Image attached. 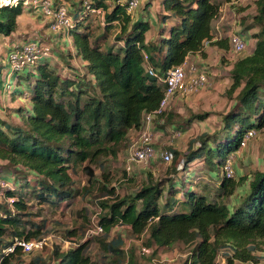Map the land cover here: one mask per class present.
Returning <instances> with one entry per match:
<instances>
[{"label": "trees", "instance_id": "trees-1", "mask_svg": "<svg viewBox=\"0 0 264 264\" xmlns=\"http://www.w3.org/2000/svg\"><path fill=\"white\" fill-rule=\"evenodd\" d=\"M5 1L0 0V34L9 36L17 30L27 0ZM128 1L53 0L55 6L66 3L71 7L70 10L68 5L74 26L68 35L76 54L85 62V73L67 68L71 76H63L49 57L11 73L16 85L26 81L21 95L25 94L30 108H19L23 125L0 117V160L7 162L5 170L13 175L14 186L5 171L0 170V181L9 184L6 196L14 199L11 205L16 209H8L0 202V264H10L14 256L23 252L20 245L12 252H4L17 238L42 239L43 227L26 219L30 214L27 195L51 205L76 198L80 191L73 187L69 170L102 154H116L131 131L142 130L145 117L154 114L165 96L167 84L159 77L165 78L172 67L190 55L206 56L207 46L231 49L230 36H215L214 22L221 16L224 4L233 0H162L161 33L157 40L149 42L146 34L151 22L129 13ZM85 2L103 11V25L96 23L101 14L92 13ZM255 6L254 14L243 15L246 8L233 3L242 32L255 39L253 52L237 57L231 69L232 83L226 95L234 103L222 115L221 128L193 140L184 154L185 168L204 158L213 170L216 191L207 195L198 189L197 175L185 190L174 179L165 183L150 174L135 193L124 197L104 185L102 190L114 197L100 201L103 213L97 217V224L104 231L92 237L99 243L104 259H110L107 264H138L125 250L123 236L110 238L117 225L137 237L146 234L145 245L154 253L178 243L190 245L189 259L184 264L264 262V256L259 254L264 252V169L255 171L251 178L228 176L224 171L227 158L241 147L245 135L264 130V0H255ZM207 118L208 113L192 115L185 128L195 119ZM196 143L198 147L193 148ZM167 149L174 153L171 170L177 175L176 161L183 153L174 147ZM86 170L91 175L89 180H94L91 168ZM33 173L39 176L30 178ZM248 180L246 193L234 203L233 198ZM85 215L87 218L86 212ZM30 223L35 228L27 230ZM68 233L77 235L73 230ZM69 240L75 246L56 252L57 264H98L88 254L91 240ZM221 254L223 263L219 261Z\"/></svg>", "mask_w": 264, "mask_h": 264}, {"label": "rangeland", "instance_id": "rangeland-1", "mask_svg": "<svg viewBox=\"0 0 264 264\" xmlns=\"http://www.w3.org/2000/svg\"><path fill=\"white\" fill-rule=\"evenodd\" d=\"M240 1V5L246 8V11L243 13V15H252L256 12L254 0ZM143 9L144 8H141V11ZM158 10L159 9L156 8L155 13H158ZM227 15L230 18L225 21V23H227L225 26V33L231 35V33L235 32V29L240 28V30H242V27L238 23L237 16L239 15L236 12L233 14L232 10H229ZM96 23L98 25H101L100 23H102L103 25V15L98 16ZM40 27L41 26L37 28L40 29ZM46 28L47 26H45L43 30ZM155 32V28H152L148 36L154 34ZM34 34L35 32L29 34L30 40L40 37L38 34ZM244 34L247 35V37H250V33ZM62 35L64 40L61 41L59 45L55 43L52 45V54L49 58L51 62L58 67L63 76H68L69 73L67 68H75L78 70L82 66L80 60H75V62L70 60L73 57L70 54L71 47H73V41L68 34L63 33ZM214 49L211 48L210 55H213L216 59L218 57V53L215 52L216 48ZM5 54L6 51L1 50V60ZM226 55H228L230 58L237 56V54H232L231 56L228 53H226ZM224 58L226 59V57ZM215 59H211V63H214ZM190 60H193L194 62L196 61V63L199 64V60ZM68 63H70L69 67L67 66ZM224 64L225 62L222 61L219 69L216 67V69L219 70L216 72V76L220 78V81H218L217 85L213 84L210 80V85H207V87L201 89L198 91V93L192 94L191 96L187 95L193 100V98L197 97V95L208 92L209 96L203 99L202 102L198 100L194 102L191 100V104L188 100L189 103L184 101V103L180 104L179 106L171 103L169 108L170 112L168 115L153 119L151 125L153 133L152 144L156 149V153L151 159L136 163L130 172L126 170L128 153L131 147L140 140L142 133V131H131L129 133L128 139L123 141L117 147L116 154L105 153L100 155L94 161L87 160L83 163L72 166L69 172L73 179V187L80 191L76 198H73L72 200H64L60 205H51L47 203L41 204L36 198L27 195L28 205L30 207L27 209V211L30 214L28 217H26V219H29L36 225L43 227L41 237L46 238V244L42 250H34L31 253H18V255L13 257L10 264H31L32 261H36V264H57L58 260L56 252L59 251L62 253L75 246V243L69 239L76 240L78 243L91 240V243L88 247V254L94 261H97L98 264H107L110 259H104V253L97 240L94 237L89 236V234L87 235L89 229L94 227V222L97 223V217L101 216L103 213V210L100 206V201L106 198H112L113 196L102 190L104 185H107L108 189L115 188L116 194L120 197H124V195L135 193L145 182L149 180L150 174L153 175L156 181L165 183H168L169 179H174L177 182V186L185 190L193 185L191 181L194 180L197 175L198 177L195 179V181L198 183L197 188L201 189V191L207 195L214 193L216 191L217 182L211 174L213 170H211L206 164L204 158H200L192 162V164L189 165L191 170H188L189 167H184V154L189 152L193 140L196 141L204 133L212 135L221 128L222 115L228 112L232 103H234V100L230 99L226 95V90L228 88L225 85L228 84L227 78H229L231 75L227 66ZM212 66L215 67L216 65L213 64ZM205 67L206 66H204V69ZM71 73L73 76V72ZM80 73L84 74L85 70ZM12 76V74L8 75L6 71H4L2 75L4 84H2L0 88L1 117L4 120L11 119L15 123L23 125L24 120L20 115L19 108H30V105L27 103L26 99H24L25 94L23 97L21 95V90L23 87H25L26 81L23 80L20 82V87L17 89L16 86L18 85H16L17 83L15 77ZM3 85L5 89H2ZM198 113H208V118L202 121L195 119L185 128L187 118H190L192 115ZM170 115L172 117L169 120L168 118ZM198 145L199 144L196 143L192 145V147L197 148ZM169 147H174L183 153V155L180 156V158L176 161L177 168L179 170V174L177 175H175L171 170V165L173 164L174 158L171 163H165L161 158L162 151ZM6 163L7 162L0 160V170L5 171L3 173L8 175L7 177L11 181V185L14 186L13 175L9 174L5 170V166L7 165ZM87 167L91 168L94 175V180H89L91 175L86 170ZM263 169L264 130H260L256 131V134L248 141V143H246V146L240 149L237 155L234 156V175L236 178H239L243 175L251 178L255 171ZM169 175H172V178L169 177ZM33 176L37 178L39 175L34 173L30 174V178ZM31 184L33 186L36 185V181H32ZM168 187L169 184L166 185V189H168ZM248 187L249 180L233 198L234 203H238L240 201V195L245 194ZM166 195L167 193H165V196L161 200L162 204L166 200ZM179 197H184L183 192L179 194ZM0 202L1 205L8 207V209L16 211L15 207H13L11 203L5 201L4 199L0 198ZM85 212L88 215L87 218ZM92 223L93 226H91ZM33 228L35 227H33L31 223L27 224V230ZM87 228L88 230L86 231ZM70 230L77 232V235L70 236L68 233ZM117 234L124 237L125 250L130 255H133L138 264H184L189 259L188 255L191 247L190 245L178 243L169 248H161L157 250L156 253H154L153 249L145 245V239L147 237L146 234H143L141 237H137L126 228L120 227L118 225L112 228L110 238L116 236ZM101 236L104 235H100L99 237ZM143 247H146L148 252L143 253ZM259 254L264 256L263 251L259 252ZM219 261L220 263L224 262V257L222 254L219 256ZM250 263L251 262H237L236 264Z\"/></svg>", "mask_w": 264, "mask_h": 264}, {"label": "built area", "instance_id": "built-area-1", "mask_svg": "<svg viewBox=\"0 0 264 264\" xmlns=\"http://www.w3.org/2000/svg\"><path fill=\"white\" fill-rule=\"evenodd\" d=\"M10 2V1H8ZM34 5L40 6L43 14L49 18V27L55 33L68 34L70 29L74 26L73 17L69 12V7L66 3H61L55 6L53 0H32ZM141 0H129L127 4V10L129 13H134L140 6ZM87 9L92 13L102 14V10L92 9L88 2H85ZM208 44V42H207ZM230 45L235 54H240L245 51L246 39L244 35L237 31L230 35ZM52 54V45L50 43L38 42V41H25L21 42L11 49L8 54V75L11 73L26 70L32 65L36 64L40 59L50 57ZM145 58H148L147 54ZM149 73L155 75L152 69H149ZM14 77V76H12ZM160 80L165 81L167 89L165 96L163 97L159 108L154 114H149L145 117L144 126L142 128L140 140L131 147L128 153L126 170L130 172L136 163L146 161L154 157L156 149L152 144L153 133L151 125L156 115L165 114L173 101L178 96H187L198 93L201 89L210 85V79L207 74L206 68L200 67L196 62L187 57L182 64L172 67L165 78L159 77ZM8 80V78H7ZM6 85V84H5ZM180 134V133H179ZM256 134L255 130L249 131L242 143L241 147L233 152L226 160L224 171L228 176H234V156L246 146V143ZM161 158L165 163H171L174 158L173 151L165 149L162 151ZM9 184L6 180L0 181V198L9 203H13L14 199L6 196V189ZM94 227L89 229L87 235L94 236L103 233V226L94 222ZM46 238L25 241L17 238L11 248L4 250V252H12L16 246L20 245L22 251L25 253H31L34 250H42L46 244ZM143 253L148 252L146 247L142 248ZM250 264H257L251 262ZM259 264H264L261 262Z\"/></svg>", "mask_w": 264, "mask_h": 264}, {"label": "crops", "instance_id": "crops-1", "mask_svg": "<svg viewBox=\"0 0 264 264\" xmlns=\"http://www.w3.org/2000/svg\"><path fill=\"white\" fill-rule=\"evenodd\" d=\"M8 1L9 0H6L5 2H8ZM15 1H17V0H14V2ZM121 1H124V0H121ZM234 2L237 4L241 3L240 0H233L232 2H228V3L224 4L221 16L214 22V26L216 28V35L215 36H224V35L230 36V34L225 33V30H226L225 26L227 24V23H225V21H227V19L230 18L227 15L229 10H232L233 14H235V11H234L235 8L233 7ZM254 4H255V0H254ZM29 5H30V7H29ZM141 8H144V9L141 11ZM156 8L159 9L158 13H155ZM70 10H71V7H70ZM160 10H161V12H160ZM163 10H164V8H163L162 0H141L140 6L133 13L135 18L142 17V18L148 19L152 25L151 29L155 28L156 32L154 34H151L150 36H148L151 29L147 32V34H146L147 42L157 40L159 35H160L162 23L159 21L158 16H159V14H161L163 12ZM255 11H256V6H255ZM157 14H158V16H157ZM237 17H239V16H237ZM25 22H27V23H25ZM39 26H41L40 29L37 28ZM45 26H47V28L43 30V28H45ZM234 31L235 32H237V31L241 32L247 41V48L248 49L246 48L245 51H243L241 54H239L233 58L232 57L230 58L228 55H226V53H228L231 56H232V54L234 55L235 53L233 52L232 48L229 50H224V49L219 48L217 46H213V47L211 46V48H213V49L216 48L215 52L218 53V57L215 59V57L213 55H210V50H211L210 46H209L210 49L207 46L206 56H202L200 54L189 56V59H195L197 61L199 60L198 62L201 65H199V64L198 65L200 67L206 66L205 68L207 70V74L209 76V79L215 85H217L218 81H220V78L218 76H216V72L219 71L218 69L221 66L222 61L225 62L224 65L227 66L228 70L231 73V69L233 68L235 59L237 57H240V56L244 57V56L252 53L254 50V47H255V39L254 38H252L251 36L247 37V35H245L242 32V30H240V28L235 29ZM33 32H35L34 35L38 34L40 37H37V38H34L33 40H30L29 34H32ZM62 34L63 33L57 34V33L53 32L49 27V18L43 14L41 7L34 5L32 3V0H27V6L24 8L23 14L20 15L18 18L17 30L9 36H5L3 34H0V53H1V50L6 51V54L3 56L2 60L0 58V88H1L2 84H4V81L2 79V75H3L4 71H6V73L8 72V54L11 51V49L13 48V46H15L21 42H25V41H38V42L50 43L51 45H53L54 43L59 45L61 43V41L64 40V37H62L63 36ZM64 36H65V34H64ZM70 54L73 56V57L71 56L72 58L70 59L72 62H75V60L81 61L82 67L78 70L80 72H83L85 62L76 54V49L74 46L71 47V53ZM224 57H226V59ZM67 58H69V57H67ZM211 59H215V62L211 63V61H210ZM213 64H215L216 66L213 67L212 66ZM216 67H218V69H216ZM227 82H228V84L225 86L227 88H229L231 83H232L231 76L229 78H227ZM18 87H20V85L16 86L17 89H18ZM3 88H4V85H3L2 89ZM208 96H209L208 92H204V93H201L200 95H197V97H194L192 100L189 96L185 97L182 95H178L173 99L172 103L176 106H179L180 104H183L184 101L188 102V100L190 103H191V100L194 102L197 100L202 102V100L207 98ZM3 113H5V112H3ZM0 117H1V112H0Z\"/></svg>", "mask_w": 264, "mask_h": 264}]
</instances>
